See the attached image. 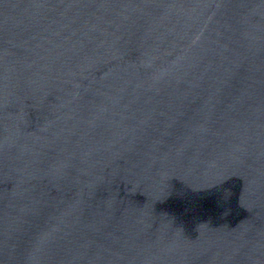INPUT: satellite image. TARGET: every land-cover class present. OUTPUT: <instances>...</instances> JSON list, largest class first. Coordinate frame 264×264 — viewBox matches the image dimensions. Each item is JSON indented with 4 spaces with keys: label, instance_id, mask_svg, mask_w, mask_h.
Returning <instances> with one entry per match:
<instances>
[{
    "label": "water",
    "instance_id": "1",
    "mask_svg": "<svg viewBox=\"0 0 264 264\" xmlns=\"http://www.w3.org/2000/svg\"><path fill=\"white\" fill-rule=\"evenodd\" d=\"M0 264H264V0H0Z\"/></svg>",
    "mask_w": 264,
    "mask_h": 264
}]
</instances>
